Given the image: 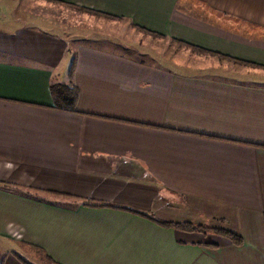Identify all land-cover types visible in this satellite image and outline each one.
<instances>
[{
    "label": "crops",
    "instance_id": "1",
    "mask_svg": "<svg viewBox=\"0 0 264 264\" xmlns=\"http://www.w3.org/2000/svg\"><path fill=\"white\" fill-rule=\"evenodd\" d=\"M32 2L0 0V264H264V0Z\"/></svg>",
    "mask_w": 264,
    "mask_h": 264
},
{
    "label": "trees",
    "instance_id": "2",
    "mask_svg": "<svg viewBox=\"0 0 264 264\" xmlns=\"http://www.w3.org/2000/svg\"><path fill=\"white\" fill-rule=\"evenodd\" d=\"M52 92L55 97L56 105L59 108L66 109V110H74L77 100V90L76 87L71 86L67 83H54L52 85ZM158 222L162 224H166L168 226L177 227L180 229L185 230H195L200 228L199 226H193L190 223H170L162 220H158ZM218 233L224 234L231 238L234 241L240 240V238L232 232L226 230H215ZM20 259L25 262L26 264H33L27 261L24 257L19 256Z\"/></svg>",
    "mask_w": 264,
    "mask_h": 264
},
{
    "label": "rangeland",
    "instance_id": "3",
    "mask_svg": "<svg viewBox=\"0 0 264 264\" xmlns=\"http://www.w3.org/2000/svg\"><path fill=\"white\" fill-rule=\"evenodd\" d=\"M28 2H29V0H18V4H16V10H15V12L16 13H21L22 11H27V13H34V12H37L36 11V5L32 2V5H28ZM14 3V2H13ZM49 7V6H48ZM26 13V14H27ZM56 16H59V17H57L59 20H63V17H64V15L62 14V15H56ZM66 16V15H65ZM71 16H72V18H75V19H77L78 21L80 20L81 21V19H80V16H79V13L78 12H72V14H71ZM91 23V22H90ZM91 24H93V23H91ZM34 194V193H33ZM8 243L10 244V245H14V243H13V241H8ZM29 258H31L30 256H29ZM33 258V257H32ZM34 260V258L32 259V261ZM35 261V260H34ZM43 263L44 264H52V263H50V262H46V261H43ZM38 264H41V263H38Z\"/></svg>",
    "mask_w": 264,
    "mask_h": 264
}]
</instances>
